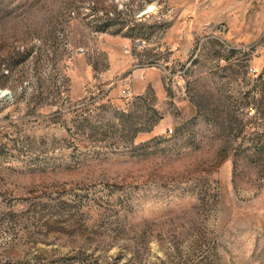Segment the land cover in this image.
<instances>
[{
    "label": "rangeland",
    "instance_id": "rangeland-1",
    "mask_svg": "<svg viewBox=\"0 0 264 264\" xmlns=\"http://www.w3.org/2000/svg\"><path fill=\"white\" fill-rule=\"evenodd\" d=\"M0 264H264V0H0Z\"/></svg>",
    "mask_w": 264,
    "mask_h": 264
},
{
    "label": "trees",
    "instance_id": "trees-1",
    "mask_svg": "<svg viewBox=\"0 0 264 264\" xmlns=\"http://www.w3.org/2000/svg\"><path fill=\"white\" fill-rule=\"evenodd\" d=\"M136 150H138V148H137V149H133V150H132V152H131V156H132V157H134V156L138 155V154H135V153H136V152H135Z\"/></svg>",
    "mask_w": 264,
    "mask_h": 264
},
{
    "label": "built area",
    "instance_id": "built-area-1",
    "mask_svg": "<svg viewBox=\"0 0 264 264\" xmlns=\"http://www.w3.org/2000/svg\"><path fill=\"white\" fill-rule=\"evenodd\" d=\"M171 132V131H170Z\"/></svg>",
    "mask_w": 264,
    "mask_h": 264
}]
</instances>
